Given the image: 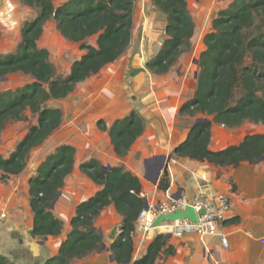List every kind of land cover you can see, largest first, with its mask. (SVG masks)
<instances>
[{
    "label": "trees",
    "instance_id": "16d2710c",
    "mask_svg": "<svg viewBox=\"0 0 264 264\" xmlns=\"http://www.w3.org/2000/svg\"><path fill=\"white\" fill-rule=\"evenodd\" d=\"M21 2L36 8L37 14L23 24L16 50L0 53V79L21 72L32 81L0 92V140L5 124L9 120H25L27 110L37 116V124L29 128L7 157L0 155V181L23 172L30 152L61 125L62 110L46 106L45 102L65 98L78 83L119 59L130 45L134 26L135 0H70L59 5L53 0ZM153 4L165 15L166 38L159 52L145 66L152 73L165 74L190 49L195 22L187 0H153ZM52 19L63 37L80 43V48L86 51L73 62L67 76L57 74L49 50L38 44L45 23ZM96 34V45L89 44L86 39ZM204 44L198 60L196 89L184 100L179 113L201 114L210 120L192 125L170 158L187 157L222 167L238 166L244 161L255 164L264 156V133L246 134L239 143L220 150H212L209 145L213 123L228 128L245 122L264 125V0H232L212 20ZM97 125L101 131L108 132L113 149L120 157L129 153L145 130L144 117L136 109L117 118L110 126L103 119H99ZM76 152L72 144L58 145L29 179L35 236H58L64 229V221L52 208L66 177L74 171ZM103 166L96 157L79 164L80 171L101 187L76 205L67 238L61 242L57 254L40 264H72L75 259L98 251L103 237L95 223L110 205L122 217L121 231L109 246L117 264H158L162 255L174 254L175 248L168 245V235L157 232L146 253L134 259L133 234L147 201L142 195V183L123 165L105 170ZM169 187L170 174L166 169L158 189L167 191ZM0 264L9 262L0 256Z\"/></svg>",
    "mask_w": 264,
    "mask_h": 264
},
{
    "label": "rangeland",
    "instance_id": "374dc122",
    "mask_svg": "<svg viewBox=\"0 0 264 264\" xmlns=\"http://www.w3.org/2000/svg\"><path fill=\"white\" fill-rule=\"evenodd\" d=\"M7 1L11 6L6 18L0 13V53L3 54L16 50L23 24L37 14L36 8L23 4L21 0ZM231 1L187 0L189 12L195 22L191 47L181 55L169 72L157 74L149 71L145 65L162 47L166 38V18L153 4V0H135L132 39L126 52L115 62L104 66L98 73L78 83L74 91L65 98L50 99L45 102L46 106L62 110V123L42 145L30 152L26 169L11 177L10 180L27 182L28 178L37 173L38 166L46 156L63 143L76 147L75 164L77 165L95 156L97 153L94 151L98 146L91 141V138L102 132L108 135L106 131L99 130L97 125L99 119L105 120L109 125L115 118L128 114L132 109H136L138 112L145 111L147 115H153L151 113L153 112L157 116L159 110H156L155 106H159L161 109L170 108L171 104L175 102L173 97L178 95V90L181 91V89L182 98H190L197 86L198 60L201 52L205 49L204 36L211 30L212 20L218 11L226 8ZM97 37V34L92 35L86 41L96 45ZM38 44L49 50L50 61L59 76H67L73 62L80 59L86 52L80 48V43L63 37L57 30L56 22L53 19L45 23ZM31 81L32 78L29 75L21 72L10 73L4 79H0V92L7 89L13 90ZM25 114L27 116L25 120H9L5 124L0 140L1 156L7 157L23 139L29 128L37 124L36 115L29 110ZM197 116L202 117L201 114L192 116L190 125L183 132H179V135L173 131L179 125L178 117H167L168 122L165 124L169 130L173 131L169 133L180 139L185 137ZM157 118L162 119L159 116ZM226 128L221 126L217 130L224 132ZM227 129L228 139L224 144L228 145L238 141L241 134L244 135V133L254 130L264 131V126L245 122L235 129ZM146 130L140 138L138 137L139 139L137 138V151H142L147 140L153 139L157 134L153 127H150L148 132ZM104 141L108 144L106 140ZM127 157L129 155L121 158ZM112 161L116 162V159ZM89 181L84 174H80L76 169L66 177L60 195L53 204L52 211L64 221L65 231L71 227L70 219L74 215L76 205L89 194V191L86 190L87 186L90 187ZM102 212L96 222L115 224L119 229L117 233H120L122 222L120 218L122 217L115 213L112 207H108ZM75 262L74 260L72 264Z\"/></svg>",
    "mask_w": 264,
    "mask_h": 264
},
{
    "label": "crops",
    "instance_id": "0c3cea01",
    "mask_svg": "<svg viewBox=\"0 0 264 264\" xmlns=\"http://www.w3.org/2000/svg\"><path fill=\"white\" fill-rule=\"evenodd\" d=\"M173 98L175 102L171 104V107L169 106L170 108L161 109L155 106V109L159 110L157 116L162 119L157 118L153 112H151L153 115H147L145 111L140 110L139 113L145 120L147 129L145 130L148 132L150 127H153L157 133L153 139L147 140L142 151L136 150L140 136L127 154L129 157L122 159L115 153L109 135L101 131V134L91 138V141L98 146L94 151L97 154L93 157L98 158L103 165L110 166V168L123 165L126 170L138 176L142 183V195L148 203L163 201L169 195L178 193H183L188 197L200 196L206 199L224 194L230 199L231 208L227 216L223 220L204 224L203 233L196 231L170 233L168 245H172L175 252L167 257L162 255L158 259V264H264V156L259 158L255 164L244 161L238 166L225 167L187 157L170 158L174 148L185 140L190 129L185 137L180 139L170 133L175 131L179 135V132H183L190 125L192 118L190 115L179 113L180 106L186 100L182 98V89L178 90V95ZM167 117H178L179 125L173 131L166 127ZM221 126L224 125L212 124V137L209 145L212 150H220L237 144L246 134L264 133V131H250L244 135L241 134L238 141L227 145L224 142L228 139V127L224 132H219L217 129ZM155 156L168 157L167 165L161 171L156 184L152 181L158 164V160L153 159ZM113 159H116V162L112 161ZM80 163L75 164L74 171L77 169L83 175L79 169ZM166 169L170 174V187L167 191H162L158 189V183L162 172ZM13 176L15 175H11L10 178ZM10 178L7 181H0V256L5 257L9 264H40L57 254L61 242L67 238L71 227L65 231L64 224V229L58 236L49 235L42 238L35 236L33 234L34 213L29 204L30 178L23 183L20 180L11 181ZM89 180L90 187L86 188L89 194L84 199L93 195L101 187L91 179ZM108 207H112L117 213L113 205ZM96 223L103 237L105 248H100L95 254H90L83 259H75L74 264H114L110 260L112 254L109 246L119 229L115 224H108L109 222ZM161 230L159 226L145 233L136 223L133 234L134 259L146 253L150 241ZM223 238L227 239V246Z\"/></svg>",
    "mask_w": 264,
    "mask_h": 264
},
{
    "label": "built area",
    "instance_id": "2783aa9c",
    "mask_svg": "<svg viewBox=\"0 0 264 264\" xmlns=\"http://www.w3.org/2000/svg\"><path fill=\"white\" fill-rule=\"evenodd\" d=\"M67 1L70 0H53L55 5ZM148 204V209L144 208L136 221L139 228L145 233L154 229L153 222L160 214L184 210L188 206L195 209L198 216L197 222L191 221L188 218L177 219L175 221H164L160 225L162 229L161 232L166 234H179L191 231L203 233L204 224L223 220L231 208V201L224 194H220L212 199H206L200 196L188 197L183 193H178L169 195L163 201ZM203 208L206 210L204 214L201 213V209ZM2 216H5V214H2ZM223 242L226 246L228 245L226 238H223Z\"/></svg>",
    "mask_w": 264,
    "mask_h": 264
},
{
    "label": "water",
    "instance_id": "95a60500",
    "mask_svg": "<svg viewBox=\"0 0 264 264\" xmlns=\"http://www.w3.org/2000/svg\"><path fill=\"white\" fill-rule=\"evenodd\" d=\"M10 2H8L7 0H0V13L3 14V17L5 15V18H6V14L8 13V10L10 8ZM197 76V74H196ZM210 119L209 118H206V117H198L195 122H194V125L196 124H199V123H202V122H206V121H209ZM153 159L155 160H158V164H157V168L155 170V173L153 174V179L152 181L156 184L157 183V180L159 179L160 175H161V171L165 168V166L167 165V159L168 157L166 156H155ZM152 159V160H153ZM106 168H110V166H103V170H105ZM60 195V191L58 192V195L56 196L53 204L55 203V201L57 200L58 196ZM149 207V204L148 202L146 201V204H145V208L148 209ZM205 209H201V213L204 214L205 213ZM182 218H188L190 219L191 221H194V222H197V219H198V216H197V213L195 211V209L191 206H188L186 207V209L184 210H177V211H174V212H171V213H167V214H160L157 218H155L154 222H153V226L154 228H158L164 221H175L177 219H182ZM168 236H170V233L168 234ZM104 244L101 246V248H104ZM110 260L114 263V264H117L115 263V259L114 257L111 255L110 256ZM36 264H39V263H36Z\"/></svg>",
    "mask_w": 264,
    "mask_h": 264
}]
</instances>
